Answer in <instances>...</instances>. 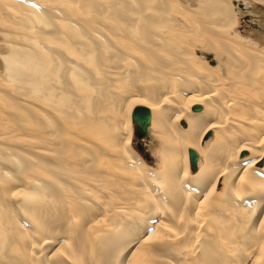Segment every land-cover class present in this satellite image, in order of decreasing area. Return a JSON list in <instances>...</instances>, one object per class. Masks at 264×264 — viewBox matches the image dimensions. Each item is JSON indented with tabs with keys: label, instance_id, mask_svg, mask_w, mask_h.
<instances>
[{
	"label": "bare ground",
	"instance_id": "1",
	"mask_svg": "<svg viewBox=\"0 0 264 264\" xmlns=\"http://www.w3.org/2000/svg\"><path fill=\"white\" fill-rule=\"evenodd\" d=\"M0 264H264V0H0Z\"/></svg>",
	"mask_w": 264,
	"mask_h": 264
},
{
	"label": "water",
	"instance_id": "2",
	"mask_svg": "<svg viewBox=\"0 0 264 264\" xmlns=\"http://www.w3.org/2000/svg\"><path fill=\"white\" fill-rule=\"evenodd\" d=\"M200 109H201L200 104H195L192 107V110L197 111ZM131 118H132V123L134 127V135L137 139L140 140L139 142H143V140L146 139L149 134V122H150L149 108L143 105L135 106L132 110ZM139 149L141 150V146ZM244 154H245V151H242L241 155H244ZM188 159L190 163V169L192 171H195L197 168L196 162L198 159V154L195 149L188 148Z\"/></svg>",
	"mask_w": 264,
	"mask_h": 264
},
{
	"label": "rangeland",
	"instance_id": "3",
	"mask_svg": "<svg viewBox=\"0 0 264 264\" xmlns=\"http://www.w3.org/2000/svg\"><path fill=\"white\" fill-rule=\"evenodd\" d=\"M246 22H249V20H245V23H243V25H245L246 24ZM132 115V114H131ZM130 124H131V127H130V130H131V135H129V139H128V143L132 146H130L131 147V151L133 152V154L141 161H144L147 165H151V167L152 168H154V164H152L151 162H150V160L149 159H147L146 157H145V155L139 150V148H138V143H139V141H138V139L135 137V135H134V127H133V123H132V121H130ZM181 127H184V126H182V125H180ZM132 137V138H131ZM135 138V139H134ZM132 141V142H131ZM127 143V144H128ZM132 143V144H131ZM145 142H143V146L145 147V149H146V151L149 153V156H150V158H152L153 160L155 159L154 158V156L152 155V153H150L149 152V150H148V148H147V145L146 144H144ZM245 156H248V153H245V155H242V157H245ZM155 162H156V160H154Z\"/></svg>",
	"mask_w": 264,
	"mask_h": 264
}]
</instances>
